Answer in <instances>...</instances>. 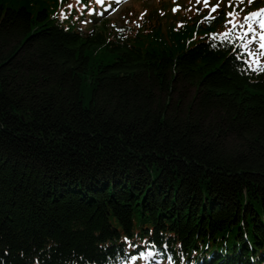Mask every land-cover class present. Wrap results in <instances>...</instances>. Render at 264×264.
I'll return each instance as SVG.
<instances>
[{
  "label": "trees",
  "instance_id": "16d2710c",
  "mask_svg": "<svg viewBox=\"0 0 264 264\" xmlns=\"http://www.w3.org/2000/svg\"><path fill=\"white\" fill-rule=\"evenodd\" d=\"M58 7L0 0V264H264V71Z\"/></svg>",
  "mask_w": 264,
  "mask_h": 264
},
{
  "label": "rangeland",
  "instance_id": "374dc122",
  "mask_svg": "<svg viewBox=\"0 0 264 264\" xmlns=\"http://www.w3.org/2000/svg\"><path fill=\"white\" fill-rule=\"evenodd\" d=\"M112 1L114 2L115 0ZM68 3L69 7L66 5L63 10L56 12L62 23H64V18L69 17L71 11L70 8L73 6L75 13L71 23L74 24L76 28L77 26H81L85 29H100L101 24L98 25L94 22V16L96 14L92 9L91 0H87V3L81 5H77L75 0H68ZM218 3L219 7L217 11L211 13V16L214 17V19L206 20L205 17H209L211 7L216 6ZM230 3L231 7L229 6ZM127 5L129 7L126 11L127 16L125 20L128 21V25L130 26L135 25L140 21L139 16L141 14L146 15L156 12L162 21L168 23L173 22L177 29L183 28L184 33L187 34L186 37L180 38L187 39L181 46V50L186 49L188 46L192 45L194 40L205 34L215 35L227 31L231 27V25L228 24V20L233 19L227 17V13L233 11L237 13L234 17L235 21H238L237 24L244 22L243 17L250 13V3L248 0H244L243 3H240L239 0H210L209 7H205L203 2L197 4L196 0H132ZM176 8L179 10L173 11V9ZM83 16L85 18L84 20H82ZM121 19V16H119L115 19V22L121 25L122 22L124 23ZM194 22H196V25H193ZM244 23L245 25L247 24V22ZM64 25H66V23H64ZM188 28H191V31L185 32ZM253 28H255L257 32L261 31L258 23H254ZM246 30V26L244 29L237 28L232 37L236 39L241 32ZM251 35L253 34H249V38H251ZM236 40L241 47L246 42L238 39ZM259 43V37L257 36L256 40L248 46V50L255 53L253 56H249L247 51L242 47L243 52L246 54L244 58L254 68H258L259 65L264 63V50L259 48Z\"/></svg>",
  "mask_w": 264,
  "mask_h": 264
},
{
  "label": "snow or ice",
  "instance_id": "6c2138e0",
  "mask_svg": "<svg viewBox=\"0 0 264 264\" xmlns=\"http://www.w3.org/2000/svg\"><path fill=\"white\" fill-rule=\"evenodd\" d=\"M99 2H103V0H99ZM201 2H203V4L205 5V7H209L210 6V0H196L197 4H200ZM240 3H243L244 0H239ZM249 3H252L253 0H248ZM231 7V3L229 5ZM219 7V3L216 6H212L210 9V14L209 17H205V19H214V17L211 16L212 12H216L217 9ZM179 10L178 8L173 9V11H177ZM191 10V9H189ZM199 11V9H198ZM237 15V13L235 11L233 12H229L227 13V17H231L233 19H229L228 20V24L231 25V27L225 31L224 33L219 34V36H214L213 39H221L222 41H230L232 43L235 44V40H232V36L235 33V30L237 28L240 29H244L245 26L247 28L246 31L241 32L236 39L241 40V41H246L242 47L247 51L249 56H253L255 55V53L251 52L250 50H248V46L253 43L257 36L259 37V48L261 50H264V9H260L259 11L256 12H251L249 14H247L246 16L243 17V21L247 22V24L245 25L244 22H241L239 24H237L235 22L234 17ZM254 23H258L259 24V28L261 29L260 32H257L255 28H253V24ZM249 34H253L251 35V38H249Z\"/></svg>",
  "mask_w": 264,
  "mask_h": 264
}]
</instances>
